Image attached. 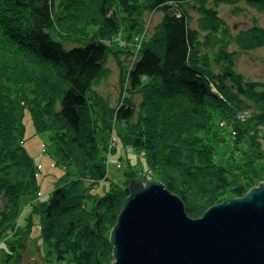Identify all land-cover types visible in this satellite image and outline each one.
<instances>
[{"label":"trees","instance_id":"trees-1","mask_svg":"<svg viewBox=\"0 0 264 264\" xmlns=\"http://www.w3.org/2000/svg\"><path fill=\"white\" fill-rule=\"evenodd\" d=\"M56 1L0 0V238L10 232L19 242L25 237L27 229L17 227L21 199L35 194L39 187L38 165L24 145V117L30 110L37 130L51 132L58 163L67 170L76 168L75 176L34 205L42 217L48 255L70 264H111V228L130 189L116 183L102 196L94 192L98 182L109 178L101 155L104 135L99 133L108 128L97 122L89 97L104 70L110 46L100 38L70 39L74 45L67 48L65 39L54 35L71 36L72 24L65 26L61 16H56ZM119 1L127 10L133 3ZM246 1L264 8V0ZM108 2L100 1L99 12L106 30L118 32L120 19L107 16ZM164 2L152 0L151 4L159 7ZM168 6H163L166 13L156 35L144 43L129 70L130 88L144 92L146 107L141 122L127 138L144 154L154 179L184 200L191 217H200L229 198L227 190L233 189L239 197L264 178V171H253L262 150L256 151L235 177L231 169L216 162L212 143L220 133L218 118L230 121L233 114L249 106L258 109L250 125L264 124V83L243 79L228 60L221 63V72L215 71L210 55L202 51L198 29L190 25L183 10L169 11ZM80 17L79 28L84 22L93 24L85 13ZM217 29L214 23L205 44L213 39L225 44ZM237 40L243 48L260 45L264 27L242 31ZM215 77L221 81L220 90L211 87ZM230 78L234 84L229 83ZM135 110L134 103L128 101L116 115L130 120ZM236 128L239 142V135L251 130L249 126L240 129L238 123ZM248 135L261 145L259 132Z\"/></svg>","mask_w":264,"mask_h":264},{"label":"rangeland","instance_id":"rangeland-1","mask_svg":"<svg viewBox=\"0 0 264 264\" xmlns=\"http://www.w3.org/2000/svg\"><path fill=\"white\" fill-rule=\"evenodd\" d=\"M100 1L57 0L56 10L58 12L56 16H61L60 19H63L61 21L65 26L72 24L69 27V31L71 30L72 33L69 34L71 36L64 37L57 32L54 36L58 40L65 39L67 48L74 45V41L70 39L87 41L100 38L110 46V51L104 62V70L89 92L90 101L96 108L97 122L104 128H108L103 134L104 129L98 130L101 135H104V147L101 155L109 177L98 182L95 187L94 192L102 196L116 183L129 186L134 177L141 179L144 183L154 179L153 171L149 169L144 154L138 151L133 146V142L128 141L127 138V135L132 134L134 125L141 122L146 107L144 92L141 89L132 91L130 88L129 70L138 59L144 43L156 35L158 26L166 13L163 6L169 5V11L175 8L185 12L190 25L198 29L202 51L210 55L211 65L215 71L221 72L223 70L221 63L228 60L226 63L230 62L231 67L243 75V79L259 83H264V42L260 45L243 48L237 37L242 31L256 25L264 27V8L248 3L246 0H165L159 7H153L152 0H132L133 3L128 6L129 10H127L123 9L119 0H109L105 10L107 16L114 18L119 16L120 19L119 31L109 32L106 30V25L103 24L104 19L99 12ZM59 12L62 14H58ZM84 13L89 17L88 21H92L93 24L84 22L79 28L80 16ZM207 21L211 24H206ZM214 23L218 27L216 33L226 40L223 45L214 39L205 44ZM220 82L215 77L211 87L214 90L217 88L220 90ZM229 83L234 84V80ZM128 101L135 105L134 116L130 120H121L117 117L116 111L120 107L126 106ZM257 110L255 105L249 106L244 111L233 114L235 116L230 121L218 118L220 133L212 139L216 162L231 169L235 177H238L243 164L255 157L256 151L261 150L262 157L259 159L256 170L253 171L257 173H259L257 169L264 171V124L252 122L254 124L250 125V118ZM24 120L26 125L24 145L38 165L39 187L35 194L24 195L21 199L17 227L27 229L25 237L23 236L19 242L10 232L9 235L0 238V264H22L23 252L27 250V247L30 250L29 261L35 259L40 264H70L67 260L57 261L48 255L49 247L43 241L41 232L42 217L35 212L34 205L47 200L54 189L75 176L76 168L71 167L67 170L58 163L50 138L51 132L37 130L30 110H26ZM236 123L242 127L240 128L242 130L249 126L251 130L248 133L250 134L259 132L261 145L257 146L254 141H251L252 137L246 131H243V133L246 132V135H239L242 137L239 142ZM129 171L131 172L128 175ZM262 181L264 178L255 181V185L248 186L246 192L252 187L258 186ZM234 195L233 189H229L225 193V196L229 198L237 197ZM92 205V201H89V207ZM112 229L113 227L111 231ZM26 237L27 247L22 242Z\"/></svg>","mask_w":264,"mask_h":264},{"label":"water","instance_id":"water-1","mask_svg":"<svg viewBox=\"0 0 264 264\" xmlns=\"http://www.w3.org/2000/svg\"><path fill=\"white\" fill-rule=\"evenodd\" d=\"M129 189L110 235L111 264H264V181L200 217L161 181L134 177ZM29 254L22 264H40Z\"/></svg>","mask_w":264,"mask_h":264}]
</instances>
